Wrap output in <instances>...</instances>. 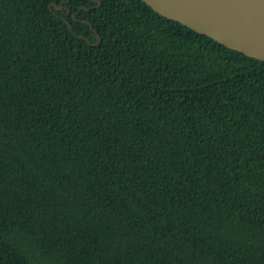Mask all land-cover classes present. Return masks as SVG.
<instances>
[{
    "label": "trees",
    "instance_id": "16d2710c",
    "mask_svg": "<svg viewBox=\"0 0 264 264\" xmlns=\"http://www.w3.org/2000/svg\"><path fill=\"white\" fill-rule=\"evenodd\" d=\"M100 1L0 0V264H264V61Z\"/></svg>",
    "mask_w": 264,
    "mask_h": 264
},
{
    "label": "water",
    "instance_id": "95a60500",
    "mask_svg": "<svg viewBox=\"0 0 264 264\" xmlns=\"http://www.w3.org/2000/svg\"><path fill=\"white\" fill-rule=\"evenodd\" d=\"M93 1H97L96 5L101 4L100 0ZM141 1L168 19L211 37L230 49L264 61V0ZM51 4L57 10L63 8L61 4ZM85 21L96 34L94 44H98L99 34L88 20Z\"/></svg>",
    "mask_w": 264,
    "mask_h": 264
},
{
    "label": "flooded vegetation",
    "instance_id": "af4514ba",
    "mask_svg": "<svg viewBox=\"0 0 264 264\" xmlns=\"http://www.w3.org/2000/svg\"><path fill=\"white\" fill-rule=\"evenodd\" d=\"M60 4L62 5V3H60ZM60 4H59V5H60ZM63 7H64V6H63Z\"/></svg>",
    "mask_w": 264,
    "mask_h": 264
}]
</instances>
